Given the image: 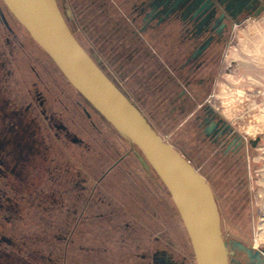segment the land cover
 Returning a JSON list of instances; mask_svg holds the SVG:
<instances>
[{"label": "rangeland", "instance_id": "obj_1", "mask_svg": "<svg viewBox=\"0 0 264 264\" xmlns=\"http://www.w3.org/2000/svg\"><path fill=\"white\" fill-rule=\"evenodd\" d=\"M56 1L62 12L69 6L77 14L89 2ZM113 1L121 0H107V6ZM0 5L16 36L11 55L7 46L0 49L1 158L13 157L9 139L30 149L20 165L23 181H0L12 198L0 210V234L13 244H1L0 264H145L144 256L152 264L158 250L196 264L169 192L140 150L71 86L1 0ZM80 16L66 20L79 44L88 54L94 50L104 73L211 187L228 264H264V8L232 26L218 49L208 93L220 117L257 142L236 160L202 145L191 121L161 103L142 74L120 67L111 44L97 34L90 38L89 17ZM6 33L0 28L1 41ZM60 124L67 134L57 137L54 125Z\"/></svg>", "mask_w": 264, "mask_h": 264}, {"label": "flooded vegetation", "instance_id": "obj_2", "mask_svg": "<svg viewBox=\"0 0 264 264\" xmlns=\"http://www.w3.org/2000/svg\"><path fill=\"white\" fill-rule=\"evenodd\" d=\"M162 1L166 5L170 0ZM107 3V0H89L87 6L78 10L79 14L74 9L70 11L69 6H62L63 12L58 7L65 21L70 16L76 21L81 18L80 15L89 17V30H86L90 38L97 34L100 40L103 39V44H111L110 48L116 53V59L121 58L118 61L121 63L120 67L126 66L132 73L142 74L151 91L158 93L161 103H167L172 113L177 112L191 121L197 139L214 155L236 160L242 158L246 147H255L257 142L245 140L236 133L208 100L211 96L208 93L213 82L218 49L224 45L232 26L238 25V20L246 19L242 18L244 12L232 18L215 4L204 6L201 11L197 7L182 6L165 15L161 13L162 7L156 11L152 9V6H160L155 0L113 1L110 6ZM0 28L7 32L3 42L0 37V49L7 46L11 55V40L16 36L1 5ZM89 56L103 71V65L97 63L93 49ZM9 63L6 60L4 65ZM4 70L10 79L11 71L9 68ZM20 99L15 98V101L21 104L24 100ZM35 100H39L38 92H35ZM30 107L26 105L25 110ZM54 126L57 137L60 132L67 134L65 126ZM72 141L79 142L75 138ZM8 144L11 145L13 157L9 160L2 159L3 147L0 145V181L13 176L15 180L22 182L20 165L27 160L30 149L28 150V145L24 149L20 139L15 142L9 139ZM0 196L2 210L6 204L12 202V198L6 189H0ZM3 243L13 245L11 240L0 234V248ZM148 257H143L145 264H149ZM151 258L152 264H186L181 260H174L165 250L154 251Z\"/></svg>", "mask_w": 264, "mask_h": 264}, {"label": "water", "instance_id": "obj_3", "mask_svg": "<svg viewBox=\"0 0 264 264\" xmlns=\"http://www.w3.org/2000/svg\"><path fill=\"white\" fill-rule=\"evenodd\" d=\"M71 86L131 144L159 177L185 226L196 264H228L217 205L206 179L167 143L98 67L70 31L56 0H1ZM152 6L172 13L182 6L217 4L228 16H257L261 0H170ZM241 20L236 23L240 24Z\"/></svg>", "mask_w": 264, "mask_h": 264}, {"label": "bare ground", "instance_id": "obj_4", "mask_svg": "<svg viewBox=\"0 0 264 264\" xmlns=\"http://www.w3.org/2000/svg\"><path fill=\"white\" fill-rule=\"evenodd\" d=\"M128 141V140H127Z\"/></svg>", "mask_w": 264, "mask_h": 264}]
</instances>
